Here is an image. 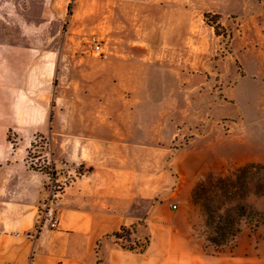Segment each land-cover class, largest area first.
<instances>
[{
  "label": "crops",
  "instance_id": "obj_1",
  "mask_svg": "<svg viewBox=\"0 0 264 264\" xmlns=\"http://www.w3.org/2000/svg\"><path fill=\"white\" fill-rule=\"evenodd\" d=\"M71 3L0 0V264H264V243L209 253L182 218L204 175L264 163V1L244 27L231 12L247 0H100L91 66L71 53ZM205 12L233 19H219L225 53ZM219 86L214 103L182 101ZM227 104L238 114L215 112ZM36 134L55 140L64 184L54 228L38 226L49 193L27 159ZM122 227L142 251L112 236Z\"/></svg>",
  "mask_w": 264,
  "mask_h": 264
},
{
  "label": "rangeland",
  "instance_id": "obj_2",
  "mask_svg": "<svg viewBox=\"0 0 264 264\" xmlns=\"http://www.w3.org/2000/svg\"><path fill=\"white\" fill-rule=\"evenodd\" d=\"M75 1V2H73ZM126 1V0H123ZM259 3L263 4L264 0H258ZM71 4L68 7V15L74 14L73 19L71 21V26L69 28V35H70V41H71V53L75 55H81L87 58V60L90 62V66L95 59H101L103 58L104 52H102V49L104 48V39L100 34L97 33V17H96V5L98 2L100 3V0H71ZM257 4V0H247V8L244 9H237V12H231L234 13L233 15L238 16L239 22L242 26H246V23L250 19V12L252 11L251 7H255ZM232 8H223L222 11L225 10H231ZM124 12L116 13L117 16H121L122 18H126V10L125 7L122 9ZM233 10V9H232ZM241 16V18H240ZM219 19H224L230 23V27H232V18L226 17V14L223 16H219ZM222 35H224V38H222L221 42V48L218 50L219 53H225V50L227 49L228 45V32L224 27L221 30ZM99 43L101 48L100 52H94V44ZM72 66H76V69H78V64L72 61ZM75 68V67H74ZM85 68H90L89 65H87ZM72 73L74 71L72 70ZM222 87L219 86V88H214V92H211L208 87H205L203 89H200L199 91L193 92V91H184L182 93V101L183 103L188 102H194V103H200V102H212L214 103L215 100H217L218 96L220 97L221 94H219L218 89ZM156 100L159 98L156 97ZM60 101L62 100L60 96ZM217 103V102H216ZM215 112L219 114H225V115H232L235 116L238 114V105L237 104H227L223 106H216ZM42 136V137H41ZM154 142H152L153 144ZM168 149L175 148L180 145V142L172 139L171 142H168ZM232 146H235V148H239V142L238 140L235 141ZM55 147V140H52L50 137H46L44 135L36 134L33 137L32 145L30 146V152L27 157L28 163L33 164L36 167H40L42 169H46V171L50 172L52 162L50 160V154L54 150ZM264 164V163H263ZM238 162H234L233 160L226 164L225 168H218L215 169L212 172H224L226 169L234 170L236 167H238ZM75 172L71 174V176H67V179L64 180L65 183H67L71 178L74 177V175L78 174V171L83 173L85 169L82 166H76ZM264 174L263 171L259 172V175ZM50 179L51 176H48V181H46L45 186L46 188L50 186ZM199 181V180H198ZM63 182L58 181L56 185H62ZM49 189V188H47ZM247 203L253 208L252 211H250L249 214V221L254 226L256 225V215L254 213L255 210L257 211H263L264 212V195H249L247 198ZM42 217L40 219V222L38 223V226L42 223H45L49 226V220H45V218ZM182 218L185 219V222L188 224V228L190 230V233L192 236L198 238L202 244H203V233H202V227L201 224V218L198 213V209L196 205L193 202L192 193L190 196V199L187 203L183 205V211H182ZM50 227V226H49ZM51 228V227H50ZM39 229V227L37 228ZM129 241L125 239L119 240L124 245H135L134 243L137 242L138 244H144L145 241H134L133 236L130 235ZM256 243H264V226L258 225L255 230H251L247 224H242L241 233L238 235L236 240H234L227 249L222 251L223 253L227 254H233L238 251V246L243 248H248L249 246H255ZM209 253L218 254L216 252H213L211 248H208L206 250ZM221 252V253H222ZM220 253V252H219Z\"/></svg>",
  "mask_w": 264,
  "mask_h": 264
},
{
  "label": "trees",
  "instance_id": "obj_3",
  "mask_svg": "<svg viewBox=\"0 0 264 264\" xmlns=\"http://www.w3.org/2000/svg\"><path fill=\"white\" fill-rule=\"evenodd\" d=\"M204 21L214 28L216 35H222L223 26L219 23V15L211 12L203 14ZM224 37V35H222ZM42 137V136H41ZM30 149L28 150L29 155ZM34 170L41 171L47 176H55L56 170L51 165V171L29 164ZM264 164L245 163L234 170L226 169L224 172H209L204 175L194 186L192 191L193 202L201 218L203 233V248H211L219 253L228 248L241 233L242 224H247L251 230L258 225L264 226V212L255 210L256 225L249 221L252 207L247 203L249 195H264ZM82 174L78 171L77 175ZM76 175V176H77ZM132 228L122 227L112 234L117 239L129 241L133 233ZM124 245L130 250L142 251L144 244Z\"/></svg>",
  "mask_w": 264,
  "mask_h": 264
},
{
  "label": "built area",
  "instance_id": "obj_4",
  "mask_svg": "<svg viewBox=\"0 0 264 264\" xmlns=\"http://www.w3.org/2000/svg\"><path fill=\"white\" fill-rule=\"evenodd\" d=\"M94 52H100L101 51V47L99 43H95L94 44ZM50 186H48V199L44 202V204L41 207V215H40V219L42 217L45 218V220H49V226L51 228L56 227L57 225V218L56 216L51 212V204L54 202V200L56 199V197L58 196V194L60 193L61 189L63 188V185H56V183H58V180L55 178V176H52L50 179ZM176 207V206H174ZM43 218V219H44ZM39 219V222H40Z\"/></svg>",
  "mask_w": 264,
  "mask_h": 264
}]
</instances>
